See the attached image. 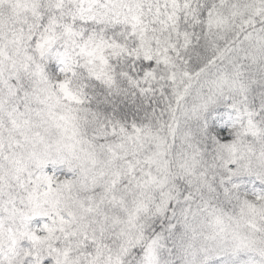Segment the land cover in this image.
<instances>
[{
  "label": "snow or ice",
  "instance_id": "6c2138e0",
  "mask_svg": "<svg viewBox=\"0 0 264 264\" xmlns=\"http://www.w3.org/2000/svg\"><path fill=\"white\" fill-rule=\"evenodd\" d=\"M0 264H264V0H0Z\"/></svg>",
  "mask_w": 264,
  "mask_h": 264
}]
</instances>
